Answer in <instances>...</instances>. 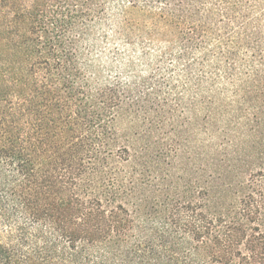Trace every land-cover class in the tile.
<instances>
[{"label": "trees", "instance_id": "16d2710c", "mask_svg": "<svg viewBox=\"0 0 264 264\" xmlns=\"http://www.w3.org/2000/svg\"><path fill=\"white\" fill-rule=\"evenodd\" d=\"M0 264H264V0H0Z\"/></svg>", "mask_w": 264, "mask_h": 264}]
</instances>
